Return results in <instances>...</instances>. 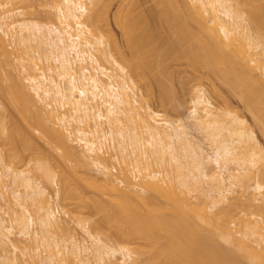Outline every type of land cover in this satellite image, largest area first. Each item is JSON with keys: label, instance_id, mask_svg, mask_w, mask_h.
<instances>
[{"label": "bare ground", "instance_id": "1", "mask_svg": "<svg viewBox=\"0 0 264 264\" xmlns=\"http://www.w3.org/2000/svg\"><path fill=\"white\" fill-rule=\"evenodd\" d=\"M46 1L0 0V264H264V146L204 86L264 137V0Z\"/></svg>", "mask_w": 264, "mask_h": 264}, {"label": "rangeland", "instance_id": "2", "mask_svg": "<svg viewBox=\"0 0 264 264\" xmlns=\"http://www.w3.org/2000/svg\"><path fill=\"white\" fill-rule=\"evenodd\" d=\"M43 1V0H42ZM44 1H46V0H44ZM48 1V0H47ZM46 1V2H47ZM50 1H52V0H50ZM50 1H48L47 2V8L48 9H52L53 8V1L52 2H50ZM56 1V0H55ZM54 1V2H55ZM138 1H139V3H138ZM136 3H138V5H140L139 6V8H140V10L141 9H143V10H145V9H149V7H150V9H152L153 7H155V5L153 6V4H154V2H155V0H138ZM45 2V3H46ZM135 2V1H134ZM141 2V3H140ZM38 3V2H37ZM44 3V2H43ZM119 3H120V1H118V2H116V4H114L113 6H112V8H111V14L113 15L114 13H115V11L117 10V7H118V5H119ZM136 3L134 4V5H136ZM36 5H38V4H36L35 3V6ZM116 5V6H115ZM150 5V6H149ZM37 7V6H36ZM45 7V9H47ZM138 7V6H137ZM147 7V8H146ZM38 9H40L41 8V10L43 11V9H42V7L40 6V4L38 5V7H37ZM44 8V7H43ZM139 8H137L138 10H139ZM113 10V11H112ZM45 11V12H44ZM41 14H39V17H38V15L35 17V15L36 14H34V15H31V17L33 18V16L36 18V19H38V20H41V21H43V18L45 19V16L47 17L48 15H44V16H42L43 14H46V10H44ZM52 11H54V9H52ZM40 16H42V18L40 17ZM34 18V19H35ZM40 18V19H39ZM48 20H49V18H47ZM44 21H46V19L44 20ZM112 26H113V29H114V31L116 32V35H117V37H118V39L119 40H121V41H123V36H122V32H121V29H119V26L118 25H116L115 23H113L112 24ZM118 27V28H117ZM179 67V68H178ZM185 68H188L187 67V64L186 63H184L183 65H177V66H175V69L177 70H179L180 69V71L182 70V69H185ZM215 76H211L210 78H205L204 79V81H205V83H204V86L206 87V89H207V92H208V94L211 96V98H212V100H213V102L216 104V105H223V103L225 102V98L226 99H228L229 101H230V103L232 104L231 106L234 108V109H238L239 110V112H240V114L243 116V117H245L248 121H250L249 123L252 125V126H254V129H255V132H256V134H257V136H258V138H259V140L261 141V144L264 146V137L262 136V134H261V131H259V128H255V127H258V126H255V124L253 123L254 121H253V118H252V114L245 108V106L243 105V102L240 100V99H238L237 97H235L234 95H232L231 94V92H230V90H229V88L224 84V83H222L220 80V78L218 77L217 78V76H216V78H214ZM0 81H5V79L3 78V76H0ZM157 85H154V91H153V95L155 96V97H158L159 96V94H160V89H158V86L156 87ZM181 88L178 86V84H177V94H175L176 95V97H175V100H173L174 102H172V104L174 105L175 103H179V102H184V100L186 99L185 97H187L188 98V96L189 95H186V94H184L183 93V91L182 90H180ZM183 98H184V100H183ZM174 99V98H173ZM180 99V100H179ZM1 100V99H0ZM177 100V101H176ZM172 101V100H171ZM186 101V100H185ZM152 103H153V105L155 106V108H157L158 110H161V111H165L166 110V112H168V114H170V116L172 115V117H177V116H180V115H183V116H187L189 113H188V111H189V107H187V103L188 102H186L185 103V105L186 106H183V103H179V106L182 104V106H180V107H178L177 108V110H174L173 109V107H172V104H171V102H170V104L168 103V105L167 106H163L159 101H158V99L156 98L155 100H153L152 101ZM189 106V105H188ZM165 109V110H164ZM175 117V118H176ZM18 119L17 121H18V125H19V123H20V126H19V128L21 129V127H22V129L23 130H25V131H28L29 133H30V129H28V127H27V125H25L24 124V122H22L19 118L20 117H18V116H16L15 117V119ZM15 124V125H14ZM17 123H12L11 122V125H10V123H9V126H10V128H11V126L13 127V125L14 126H16V127H18V125H16ZM31 134V133H30ZM35 135V137H36V139H40L39 140V142H41L42 144L41 145H44L43 144V141H42V139L41 138H39L36 134H34ZM195 136L196 137H198V138H201L202 137V134L201 133H199V132H195ZM1 138V137H0ZM1 141H0V143L2 142H5V141H2V140H4V138H2V139H0ZM17 140H19L18 139V136H17ZM1 143V144H2ZM17 143H19V141L17 142ZM4 144V143H3ZM9 145V144H8ZM29 154V152H25V154ZM22 163V162H21ZM19 164V166H21L22 168H25V166H27V165H24V166H22V164H25L24 162L22 163V164ZM55 185V184H54ZM53 184H51L50 185V187H49V190H51V189H53L54 187H56V185L54 186ZM52 186H53V188H52ZM54 190V189H53ZM50 192H52V190L50 191ZM54 192V191H53ZM52 192V193H53ZM63 201H61V203H62ZM55 203V202H54ZM65 200H64V203H62L61 204V209L63 210L64 209V206H65ZM63 206V207H62ZM66 206H67V204H66ZM69 206H71V205H68V207L67 208H69ZM76 208V207H75ZM66 209V208H65ZM77 209H78V207H77ZM75 211V210H74ZM77 212V211H76ZM75 212V213H76ZM85 213H83L82 215H87L88 217H91V218H96V219H99L98 217H100V215H99V213H96L97 211H95V209H94V206L91 204V207L89 208L88 207V209H86L85 211H84ZM63 215H65L64 214V212L62 213ZM98 214V215H97ZM68 218V217H67ZM71 224L73 225L74 223H73V220H72V222H71ZM75 225V224H74ZM76 226V225H75ZM78 230H80L79 228H78ZM113 229L112 228H110L109 227V225H107V227L105 228V232H107V234L109 233V232H114V230L112 231ZM110 234V233H109ZM118 234V233H117ZM120 234V235H119ZM118 235H119V237H118V235H117V238H116V243H120V242H122V244H127V245H129V246H131L134 250H136V248H138V245H139V241H137L138 240V238H135V239H130L129 238V240H128V237L126 238L125 236H123V234H122V237H121V233H119ZM114 238V239H115ZM124 238V239H123ZM126 238V239H125ZM126 240V241H125ZM140 240V239H139ZM119 241V242H118ZM141 241V240H140ZM142 242V241H141ZM140 246H141V244H140ZM136 252V251H135ZM136 255L137 256H140L141 258H146V255L145 254H139V253H136Z\"/></svg>", "mask_w": 264, "mask_h": 264}]
</instances>
